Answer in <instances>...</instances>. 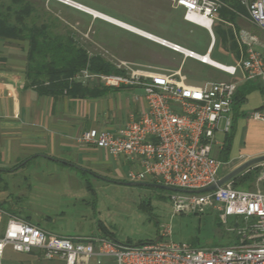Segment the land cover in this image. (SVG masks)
I'll return each mask as SVG.
<instances>
[{"label": "built area", "instance_id": "2783aa9c", "mask_svg": "<svg viewBox=\"0 0 264 264\" xmlns=\"http://www.w3.org/2000/svg\"><path fill=\"white\" fill-rule=\"evenodd\" d=\"M168 1L182 11L185 22L206 31L209 45L205 54L199 55L163 39L151 37V41L184 58L238 77L237 80L195 85L188 82L182 68L161 72L124 62L118 66L120 73L83 69L70 79L71 84L111 90L141 88L145 108L123 127L113 131L90 128L77 140L81 145L106 151L127 166L122 176L125 182L155 183L184 190L169 196L176 212L202 215L207 210L215 211L230 234L228 245L195 249L176 244L169 240L171 231L166 228L156 241L131 246L108 236H56L25 220L10 217L0 234V255L10 247L24 254L39 251L43 259L64 264H264V193L258 188L238 190L232 181L211 192L194 193L216 184L222 177L224 162L214 157L213 150H222L223 142L216 136H226L232 129L230 115L239 85L246 82L264 85V42L220 18L221 9L227 7L226 0ZM234 1L245 10L235 12L236 22L246 19L264 33V0ZM220 25L231 30L237 45L232 64L204 61L215 48V29ZM251 116L264 121V114L259 111ZM258 165L262 166L258 178L261 181L264 163ZM2 214L0 210V217Z\"/></svg>", "mask_w": 264, "mask_h": 264}, {"label": "rangeland", "instance_id": "374dc122", "mask_svg": "<svg viewBox=\"0 0 264 264\" xmlns=\"http://www.w3.org/2000/svg\"><path fill=\"white\" fill-rule=\"evenodd\" d=\"M30 1L39 8L40 13L44 11L56 19L55 24L60 30L71 32L74 41L86 51L89 59L100 58L118 71H120L118 66L121 62L133 67H149L161 72L182 68V72L188 70L192 73L189 77H191V84L195 85L238 78L230 77L194 59L184 58L183 55L151 39L86 12V9H91L155 38L177 44L199 55L205 54L209 45L206 31L185 22L182 11L174 8L168 0H68L71 3L64 0ZM236 27L248 30L264 42V33L248 20H237ZM216 42L215 49L209 58L219 64H232L236 56L230 51L221 49L217 36ZM71 78L68 79L69 85H72ZM134 94L142 98L144 95L141 90H136ZM123 99L131 100L132 94H125ZM254 104L253 99L250 98L249 103L243 108L252 107ZM252 112L253 110H250L248 114ZM133 113L132 107L125 109L122 119L128 120L129 115ZM230 117L232 118V113ZM123 126L119 125L116 129ZM217 138L221 141L222 135L218 134ZM236 154V151L232 150L226 158L222 159L224 166L220 171L221 176L234 169L232 164L237 159ZM250 170L252 178L241 177L236 186L232 182L233 187L244 191H254L258 188L264 193V179L258 181L262 166L258 165ZM125 172L126 169L121 172V176ZM108 176L116 178L113 174ZM82 181L96 184L95 179L89 175H85ZM82 192L85 194L78 196L80 190H75V198L64 203L67 207L65 210H57L60 204H54L52 207L50 204L47 207L44 204L37 208V212L49 214L54 218L55 225L51 229L55 235L105 236L106 234L100 228L102 224L110 239L131 246L156 241L166 228L171 231L169 240L176 244H185L195 249L228 245L227 240L230 239V234L224 229L215 211L207 210L202 215L176 212L169 199L174 192L153 187L101 182L97 183L93 196L89 194L86 187L82 189ZM81 197H87L88 204L83 203L80 200ZM93 200H96L95 205L91 204ZM61 212L64 214L62 215ZM32 224L35 222L33 221ZM3 251L4 249L0 258ZM19 256L26 257L12 252L10 247H7L3 261L11 260L13 264H27L18 260Z\"/></svg>", "mask_w": 264, "mask_h": 264}, {"label": "crops", "instance_id": "0c3cea01", "mask_svg": "<svg viewBox=\"0 0 264 264\" xmlns=\"http://www.w3.org/2000/svg\"><path fill=\"white\" fill-rule=\"evenodd\" d=\"M26 52V43L0 39V210L3 212L0 234L8 219L16 217L31 224L34 221L33 225L55 235L51 229L55 225L54 218L37 212L39 206L60 204L57 210H65L64 203L75 198L77 189L80 190L78 196L85 194L82 192L85 187L93 196L98 182H125L121 172L127 166L104 150L79 144L80 134L90 128L116 130L140 113L145 102L134 94L136 90L143 92L141 88L105 89L99 96L85 98L71 96L67 90L58 95L41 93L26 83ZM248 84L252 88L232 110L228 152L221 155L222 150H213L214 157L220 161L235 150L234 168L264 155V121L251 116L255 111L264 114V85ZM244 85L240 84L239 88ZM128 93L132 94V99L124 100L123 96ZM250 98L255 104L243 108ZM130 107L134 113L123 120V111ZM247 110L253 112L248 114ZM221 135V141L216 138L224 146L228 135ZM85 175L93 177L96 184L83 183ZM86 198L80 200L88 204ZM91 204L95 205L96 200ZM100 228L106 232L102 224ZM4 251L0 264H13L11 260L3 261ZM17 254L26 256H19L18 260L27 264H64L43 259L39 251Z\"/></svg>", "mask_w": 264, "mask_h": 264}, {"label": "trees", "instance_id": "16d2710c", "mask_svg": "<svg viewBox=\"0 0 264 264\" xmlns=\"http://www.w3.org/2000/svg\"><path fill=\"white\" fill-rule=\"evenodd\" d=\"M225 2L228 8L221 9L219 16L223 21L236 24L235 12L244 13V8L234 0ZM56 21L46 12L40 13L39 8L30 0H0V39L26 43L25 78L28 85L35 87L41 93L52 95L61 94L64 90H67L71 96L80 98L101 95L105 89L90 88L80 84L69 85L68 79L85 68L91 72L105 74L120 73V71L100 58L89 59L86 51L74 41L71 32L60 30L55 24ZM215 33L220 40L221 49L230 51L236 56L238 50L231 30L216 27ZM183 72L191 83L189 76L192 73L188 70ZM244 84L236 90L233 108L243 101L246 93L252 88L248 82ZM230 134L224 141L221 155L228 152ZM250 171L243 172L233 179V185L236 186L241 177L252 178ZM104 233L107 236L108 233Z\"/></svg>", "mask_w": 264, "mask_h": 264}, {"label": "water", "instance_id": "95a60500", "mask_svg": "<svg viewBox=\"0 0 264 264\" xmlns=\"http://www.w3.org/2000/svg\"><path fill=\"white\" fill-rule=\"evenodd\" d=\"M260 163H264V155L252 158L236 168L232 169L230 172H228L226 175L222 176L214 185H211L207 188L197 190L194 193L196 194H201V193H207L216 190L218 187L223 186L224 184L232 181L235 179L237 176L242 174L243 172L249 170L255 165H258ZM109 181V180H107ZM115 184H120L124 186H138V187H153L155 189H161V190H166L170 192H185L184 190H179L173 187L165 186L162 184H154V183H137V182H114Z\"/></svg>", "mask_w": 264, "mask_h": 264}, {"label": "bare ground", "instance_id": "6f19581e", "mask_svg": "<svg viewBox=\"0 0 264 264\" xmlns=\"http://www.w3.org/2000/svg\"><path fill=\"white\" fill-rule=\"evenodd\" d=\"M86 12H88V13L91 14L92 16L100 17V18H102V19H104V20H106V21H108V22H110V23H113V24H115V25H117V26H120V27H122V28H125V29H127V30H129V31H131V32H133V33H136V34H138V35H140V36H142V37H144V38L151 39V37H154V36H151L150 34L144 32V31H141V30H139V29H137V28H135V27H132V26H130V25H126V24H124V23H122V22H119V21H117V20H115V19L109 18V17H107V16H105V15H102V14H100V13H98V12H96V11H93V10H91V9H86ZM204 61H205L206 63H209V64H218V65H220L219 63H217V62L211 60L209 57H206V56L204 57Z\"/></svg>", "mask_w": 264, "mask_h": 264}]
</instances>
